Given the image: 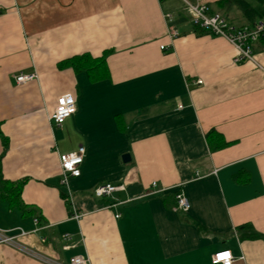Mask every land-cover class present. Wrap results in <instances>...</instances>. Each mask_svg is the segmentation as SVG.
Wrapping results in <instances>:
<instances>
[{
    "label": "crops",
    "instance_id": "1",
    "mask_svg": "<svg viewBox=\"0 0 264 264\" xmlns=\"http://www.w3.org/2000/svg\"><path fill=\"white\" fill-rule=\"evenodd\" d=\"M248 1L260 17L233 7L229 21L264 17V5ZM82 54H106L101 80L60 67ZM235 55L193 24L183 0H0V123L9 139L0 161L7 179L26 180L25 209L0 195V229L17 236L0 242V264L76 255L89 264H214L226 250L232 264H264V42L254 61ZM34 71L38 78L17 83ZM64 93L77 112L53 125ZM212 129L229 144L212 150ZM80 146L81 174L63 183L60 155ZM102 183L122 188L96 197ZM179 192L188 211L174 209ZM246 224L259 235L245 236Z\"/></svg>",
    "mask_w": 264,
    "mask_h": 264
},
{
    "label": "built area",
    "instance_id": "2",
    "mask_svg": "<svg viewBox=\"0 0 264 264\" xmlns=\"http://www.w3.org/2000/svg\"><path fill=\"white\" fill-rule=\"evenodd\" d=\"M188 10L193 24L214 35L225 38L236 50V55L233 61L241 63L245 61H254V46L264 37V17L251 24L236 25L229 21L226 15L221 12H212L209 3L205 0H183ZM171 20L172 14H168ZM169 33L172 37L178 35L175 27H170ZM162 49H167L166 45L161 46ZM38 78L37 72L24 73L20 72L16 75L17 83H25L27 81ZM197 83H203V80L198 79ZM77 100L72 93L62 94L57 101L54 111L50 114V121L53 125H61L63 122L77 112ZM86 148L80 146L77 150L60 155V164L62 169V182L67 183L68 179L78 177L81 174V166L84 163ZM153 187L157 186V182L152 183ZM122 186H116L111 183L99 184L94 194L96 197L113 196ZM176 204L175 210L188 211L191 207L190 201L184 193L179 192L175 195ZM72 213L71 217L80 219L84 213L81 212L76 205L71 201L70 203ZM120 214H117L119 217ZM35 223L39 224V218H35ZM22 231L21 234H25ZM17 236L8 235L5 230L0 229V242L15 245ZM69 238V234L65 235V239ZM43 260L51 264H89V259L81 255L73 256L68 263L52 262L51 260L42 257ZM233 256L230 250L220 251L215 253L212 262L214 264H232Z\"/></svg>",
    "mask_w": 264,
    "mask_h": 264
},
{
    "label": "trees",
    "instance_id": "3",
    "mask_svg": "<svg viewBox=\"0 0 264 264\" xmlns=\"http://www.w3.org/2000/svg\"><path fill=\"white\" fill-rule=\"evenodd\" d=\"M255 1L261 5H264V0ZM233 7L240 8L244 16L247 17L249 21L256 19L258 16L260 17V13L248 0H219L216 2V8L210 6V10L212 12H221L224 15H228V10ZM261 41L264 42V37L261 39ZM61 66L73 67L76 72L86 71L93 81H98L103 78L105 69L107 68L106 54L98 57H93L90 54L75 55L62 61L60 63V67ZM207 139L212 150L225 147L229 144V142H227L224 137L214 129L207 133ZM0 141L3 145V156L9 147V139L4 134L1 123ZM25 182L26 180L12 181L7 179L3 174L2 164L0 161V195L2 198L8 200L11 205H17L21 209H25L24 203L22 201V190ZM242 228L249 229L248 234L245 235L247 237L255 238L259 235L250 224L242 225Z\"/></svg>",
    "mask_w": 264,
    "mask_h": 264
},
{
    "label": "water",
    "instance_id": "4",
    "mask_svg": "<svg viewBox=\"0 0 264 264\" xmlns=\"http://www.w3.org/2000/svg\"><path fill=\"white\" fill-rule=\"evenodd\" d=\"M123 159L125 162H127L130 160V156L126 154V155H124Z\"/></svg>",
    "mask_w": 264,
    "mask_h": 264
}]
</instances>
